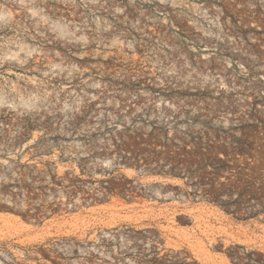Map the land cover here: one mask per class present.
<instances>
[{
    "label": "rangeland",
    "instance_id": "rangeland-1",
    "mask_svg": "<svg viewBox=\"0 0 264 264\" xmlns=\"http://www.w3.org/2000/svg\"><path fill=\"white\" fill-rule=\"evenodd\" d=\"M226 3L259 10V20L239 25L246 40L226 17ZM236 3L0 0V183H9L16 166L55 162L56 146L34 145L86 106L101 116L103 110H116L118 100L125 108L138 96L145 107L172 109V103L184 105L187 95L205 90L230 96L239 112L251 96L264 92V54L256 53L264 47L251 48L260 36L251 28L264 34V0ZM48 126L52 130L46 131ZM70 148L65 157L74 158ZM69 167V162L58 164V172ZM150 190L152 199L112 197L93 205L79 199L68 203L59 195L62 210L39 221L16 215L25 207L0 194V264H101L109 259L102 241L122 239L126 229L151 230L147 238L154 236L162 248L184 251L202 264H230L225 251L231 246L264 251L263 216L237 220L208 203ZM180 216L188 225L177 222Z\"/></svg>",
    "mask_w": 264,
    "mask_h": 264
},
{
    "label": "trees",
    "instance_id": "trees-1",
    "mask_svg": "<svg viewBox=\"0 0 264 264\" xmlns=\"http://www.w3.org/2000/svg\"><path fill=\"white\" fill-rule=\"evenodd\" d=\"M223 10L236 33L246 40L239 25L259 20V10L235 9L232 3H226ZM251 31L260 35L259 45L251 48L264 47V34ZM187 97L190 101L184 105L174 102L172 109L163 104L158 109L145 107L136 96L125 108V102L118 100L116 110H103L101 116L86 106L63 121L62 129L45 127L52 132L45 133L34 148H47L50 142L59 151L57 160L30 168L16 166L9 183H0V194L25 207L24 213L15 212L24 220L57 214L63 206L60 196L68 203L79 199L90 205L112 197L134 202L152 199V187L163 194L208 203L237 220L264 217V92L251 96L239 112L223 92L210 96L197 90ZM122 119L128 122H118ZM220 119L230 124L217 125ZM70 146L74 158L65 157ZM67 162L70 167L59 173L58 164ZM105 163L109 166L104 167ZM126 170L136 175L129 177ZM177 222L185 226L189 221L180 216ZM151 233L126 229L122 239L103 240L109 259L101 264H202L184 251L162 248L157 238L145 236ZM225 255L230 264H264V251L258 249L231 246Z\"/></svg>",
    "mask_w": 264,
    "mask_h": 264
}]
</instances>
